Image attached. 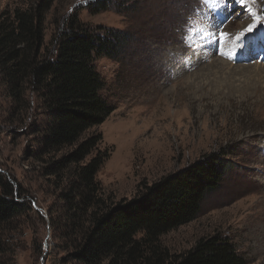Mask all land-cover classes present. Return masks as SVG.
<instances>
[{"label":"rangeland","instance_id":"374dc122","mask_svg":"<svg viewBox=\"0 0 264 264\" xmlns=\"http://www.w3.org/2000/svg\"><path fill=\"white\" fill-rule=\"evenodd\" d=\"M36 1L0 0V11ZM99 1L54 0L44 31L48 53L69 15L127 36L124 55L95 63L105 83L102 95L114 106L92 131L109 153L96 180L115 202L129 200L141 184L222 153L228 170L219 187L206 196L195 220L162 235L159 244L178 255L217 234L230 240L246 264H264V47L254 52L251 45L258 31L264 41V19L230 61L220 53L231 54L239 44L235 36L254 22L235 0H229L230 13H197L196 0H110L124 11L89 12L88 5ZM245 7L264 17V0ZM190 16L193 27L209 31L189 39L188 48L182 33ZM218 29L228 36L216 46L210 33L218 38ZM45 120L33 94L15 100L0 83V177L27 205L4 234L9 264H77L60 217L63 182L46 174L50 161L40 153Z\"/></svg>","mask_w":264,"mask_h":264},{"label":"trees","instance_id":"16d2710c","mask_svg":"<svg viewBox=\"0 0 264 264\" xmlns=\"http://www.w3.org/2000/svg\"><path fill=\"white\" fill-rule=\"evenodd\" d=\"M53 2L0 11V83L15 100L33 94L46 115L40 153L50 161L46 174L63 182L59 210L71 258L77 264H246L230 240L217 234L178 255L159 244L162 235L195 220L206 196L219 187L228 170L222 153L141 184L129 200L115 202L105 194L96 174L109 153L100 149L102 136L92 131L114 106L102 95L105 83L95 63L119 59L127 36L69 15L48 53L45 16ZM88 6L93 14L124 11L110 0ZM15 193L0 177V264L10 263L7 225L27 206Z\"/></svg>","mask_w":264,"mask_h":264},{"label":"snow or ice","instance_id":"6c2138e0","mask_svg":"<svg viewBox=\"0 0 264 264\" xmlns=\"http://www.w3.org/2000/svg\"><path fill=\"white\" fill-rule=\"evenodd\" d=\"M237 4L240 5L241 8H245V11L247 12L248 16L252 17L253 21L252 23H249L242 31H240L235 36V41H238V47H243L246 45L249 41L244 39L246 34H251L254 32L255 29H257V25L260 24L261 20L264 19V17H261L257 14L256 11L253 10L252 7H245L246 5H256L257 0H235ZM196 3L198 5L196 12L203 11L204 8H208L212 13H217L220 11H223L225 9L228 10L230 13L232 11V4L229 2V0H196ZM262 11H264V8H262ZM240 16V13H235V17L238 18ZM193 19L192 17L187 18V22L185 24V31L182 33V41L184 45L188 48H191V45L188 44V40L193 38L194 36H199L205 31H209V28H200V27H193ZM219 36L218 39L221 43H223L228 33L224 32L222 29H218ZM213 37V40L217 39L216 31H211L210 33ZM255 38H253L254 40ZM193 52H195V49H192ZM221 55L226 56L228 60H232L236 54L235 48L233 49L231 54H227L224 52L220 53Z\"/></svg>","mask_w":264,"mask_h":264},{"label":"bare ground","instance_id":"6f19581e","mask_svg":"<svg viewBox=\"0 0 264 264\" xmlns=\"http://www.w3.org/2000/svg\"><path fill=\"white\" fill-rule=\"evenodd\" d=\"M262 32L261 31H258V34L257 35H255L254 36V40H253V38H251V45L253 46V49H254V52L255 51H258L261 47H264V41L262 42V43H260V38L262 39ZM256 39H258V41L256 42ZM218 41H219V39L217 38L216 40H215V44H216V46L217 45H220V44H217L218 43ZM228 46V45H227ZM233 46V45H232ZM252 46H251V49H252ZM258 46V47H257ZM229 47V46H228ZM235 48V50L237 49V51L239 50V51H241V49H238L239 47L238 46H233V49ZM228 49V48H227ZM233 49H232V51H233ZM223 50V49H222ZM229 53V52H228ZM202 58L203 59H205V58H207V57H205L204 55L202 56ZM216 61H220L219 59L218 60H216ZM223 63V62H222ZM228 63V62H227ZM225 64V65H227V68L230 66L229 64ZM229 65V66H228ZM255 66V65H254ZM239 67V66H238ZM245 67H247V66H245ZM249 67V66H248ZM259 67V66H258ZM233 71H234V69H233ZM185 72V70H183L182 69V71H181V75L183 74ZM235 74V73H234ZM228 89H229V87H228Z\"/></svg>","mask_w":264,"mask_h":264}]
</instances>
